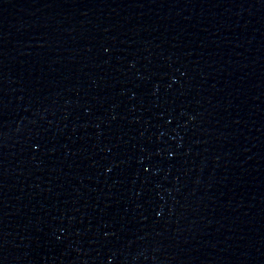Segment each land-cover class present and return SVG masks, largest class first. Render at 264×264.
Segmentation results:
<instances>
[{
  "label": "water",
  "instance_id": "95a60500",
  "mask_svg": "<svg viewBox=\"0 0 264 264\" xmlns=\"http://www.w3.org/2000/svg\"><path fill=\"white\" fill-rule=\"evenodd\" d=\"M0 264H264V0H0Z\"/></svg>",
  "mask_w": 264,
  "mask_h": 264
}]
</instances>
